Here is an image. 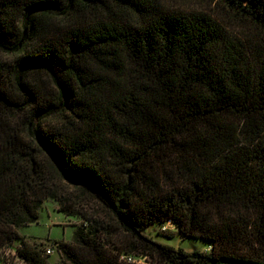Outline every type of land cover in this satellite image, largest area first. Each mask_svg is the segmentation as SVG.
<instances>
[{
  "label": "trees",
  "instance_id": "obj_1",
  "mask_svg": "<svg viewBox=\"0 0 264 264\" xmlns=\"http://www.w3.org/2000/svg\"><path fill=\"white\" fill-rule=\"evenodd\" d=\"M50 199L81 219L62 264H264V0H0L10 264H52L20 233Z\"/></svg>",
  "mask_w": 264,
  "mask_h": 264
},
{
  "label": "rangeland",
  "instance_id": "obj_2",
  "mask_svg": "<svg viewBox=\"0 0 264 264\" xmlns=\"http://www.w3.org/2000/svg\"><path fill=\"white\" fill-rule=\"evenodd\" d=\"M57 208L58 204L56 201L52 199L47 200L40 211L39 221L20 228V233L27 239L37 242L43 249L55 248L56 240L71 241L77 229V224H80L81 219L76 216H67L58 211ZM143 232L155 241L171 245L175 248H183L187 251H207L209 247V242L206 239L186 237L178 231L175 225H171L164 220L147 226L144 228ZM169 232H173L174 235L168 234ZM19 243V241L15 242L11 247L0 253V264L11 263ZM50 260L52 264H62L57 249L51 254ZM16 261H20V259L16 258ZM223 264L258 263H247L227 259L223 261Z\"/></svg>",
  "mask_w": 264,
  "mask_h": 264
},
{
  "label": "built area",
  "instance_id": "obj_3",
  "mask_svg": "<svg viewBox=\"0 0 264 264\" xmlns=\"http://www.w3.org/2000/svg\"><path fill=\"white\" fill-rule=\"evenodd\" d=\"M55 250H56V247L53 249L48 248L46 249V252L48 254H52L54 253ZM123 258L133 264H150V261H149L150 259L148 258V256L128 254V255H124Z\"/></svg>",
  "mask_w": 264,
  "mask_h": 264
},
{
  "label": "crops",
  "instance_id": "obj_4",
  "mask_svg": "<svg viewBox=\"0 0 264 264\" xmlns=\"http://www.w3.org/2000/svg\"><path fill=\"white\" fill-rule=\"evenodd\" d=\"M81 221V220H80Z\"/></svg>",
  "mask_w": 264,
  "mask_h": 264
}]
</instances>
